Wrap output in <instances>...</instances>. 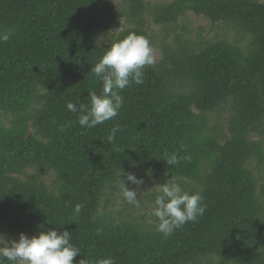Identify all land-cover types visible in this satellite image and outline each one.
I'll list each match as a JSON object with an SVG mask.
<instances>
[{"label": "trees", "instance_id": "obj_1", "mask_svg": "<svg viewBox=\"0 0 264 264\" xmlns=\"http://www.w3.org/2000/svg\"><path fill=\"white\" fill-rule=\"evenodd\" d=\"M189 13L221 32H195ZM3 30L0 234L69 230L75 264H264V0H0ZM131 32L160 57L120 92L116 118L81 129L66 104L90 106L91 66ZM118 169L129 188L127 173L178 179L205 214L165 239L157 187L117 208Z\"/></svg>", "mask_w": 264, "mask_h": 264}, {"label": "clouds", "instance_id": "obj_2", "mask_svg": "<svg viewBox=\"0 0 264 264\" xmlns=\"http://www.w3.org/2000/svg\"><path fill=\"white\" fill-rule=\"evenodd\" d=\"M10 39L8 30L0 31V42ZM156 63L155 50L149 38L135 32L129 33L123 39H118L103 53L100 60L91 66V73L102 82V90L89 93L90 106L84 103L68 102L67 109L75 113L81 129H92L106 121L113 120L123 107V96L120 94L132 84L144 83L145 68ZM71 127L72 125H67ZM122 131L116 123L108 135V143L116 144L117 134ZM83 134V132L81 133ZM119 150V149H118ZM169 165L179 163L175 154L165 159ZM122 169L116 171L120 193L130 205L140 207L137 191L130 189L124 180L120 179ZM127 180L134 185H142L143 179H138L133 173H127ZM83 205H77L75 214H79ZM206 203L204 195L197 191H185L181 182L171 178L156 188L153 200L152 215L158 220L156 230L165 239L181 229L188 222H197L205 214ZM38 234L28 236L20 233L19 239H6L0 234V264H75L74 258L81 253V248L73 243V234L69 230L45 228ZM78 264H89L87 259H81ZM94 264H117L113 256H105L95 260Z\"/></svg>", "mask_w": 264, "mask_h": 264}, {"label": "rangeland", "instance_id": "obj_3", "mask_svg": "<svg viewBox=\"0 0 264 264\" xmlns=\"http://www.w3.org/2000/svg\"><path fill=\"white\" fill-rule=\"evenodd\" d=\"M186 24L188 22L191 23V27L195 30V32L200 31V27H204L205 31L203 32V35H206L207 37H213L216 33L221 32L220 29H218L216 26H211L209 21H207L204 18L197 17L193 13H189V17L184 21ZM155 29H158L157 27H154ZM121 27L117 26L116 27V32L121 31ZM155 56L156 60L160 57V51H155ZM137 178L138 179H143L144 183L142 185H135L134 188L130 189H135L137 191V199H140V204H141V197L145 194L146 191H150L154 187H157L159 185V179L158 178H150V176L147 173H142L141 171L137 173ZM122 202H123V197H120L117 200V208H122ZM124 206V205H123ZM6 239H11L15 238L17 239L16 233L12 231H6L4 234Z\"/></svg>", "mask_w": 264, "mask_h": 264}]
</instances>
